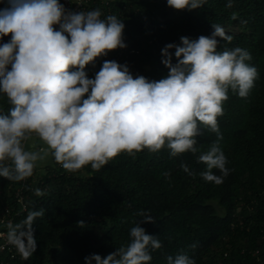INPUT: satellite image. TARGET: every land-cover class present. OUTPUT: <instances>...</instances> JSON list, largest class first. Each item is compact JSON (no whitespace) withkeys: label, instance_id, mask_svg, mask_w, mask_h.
<instances>
[{"label":"trees","instance_id":"1","mask_svg":"<svg viewBox=\"0 0 264 264\" xmlns=\"http://www.w3.org/2000/svg\"><path fill=\"white\" fill-rule=\"evenodd\" d=\"M109 10L60 46L0 30V264H261L264 0Z\"/></svg>","mask_w":264,"mask_h":264},{"label":"built area","instance_id":"2","mask_svg":"<svg viewBox=\"0 0 264 264\" xmlns=\"http://www.w3.org/2000/svg\"><path fill=\"white\" fill-rule=\"evenodd\" d=\"M98 0H0V30L6 28L8 25L9 31L16 25V20L21 21L22 15L29 16L33 19L35 26L25 28L24 32L27 36L40 40L44 45L60 46L67 41H71V37L68 36L70 31L80 30L81 25L84 23V19L87 17L93 19L94 17H100L102 14H110V10L107 11L111 0H101L102 6L100 9L95 7ZM10 8H14L18 14V18L14 19V11H10ZM13 17V18H12ZM115 27V23L111 24ZM2 161L3 158L0 157ZM9 163L10 161L7 160ZM8 170L14 171L16 168L7 166ZM9 174V173H8ZM7 175V173L5 174ZM24 179L28 177L26 170H22ZM17 198L22 203L23 208L24 196L22 191L17 192ZM8 218H2L1 222H5L9 227L12 225V217H10V211L6 209L5 212ZM0 237L4 239L0 243V253L6 248H11L13 243L12 237L7 231H0ZM255 255L258 256V261L264 264V258L260 255V249H256Z\"/></svg>","mask_w":264,"mask_h":264},{"label":"crops","instance_id":"3","mask_svg":"<svg viewBox=\"0 0 264 264\" xmlns=\"http://www.w3.org/2000/svg\"><path fill=\"white\" fill-rule=\"evenodd\" d=\"M36 147H32L31 149H28L26 155L30 159L35 160L39 164H43V165L48 164L49 161L52 160V159H50V155H48L47 153H43V152L38 151L36 149Z\"/></svg>","mask_w":264,"mask_h":264},{"label":"rangeland","instance_id":"4","mask_svg":"<svg viewBox=\"0 0 264 264\" xmlns=\"http://www.w3.org/2000/svg\"><path fill=\"white\" fill-rule=\"evenodd\" d=\"M32 140V139H31ZM31 140H29V142H28V144L30 145V146H32V147H38V143H37V140H34V141H31ZM28 145V146H29ZM36 147V149L38 150V148ZM42 152H44V150H42ZM41 165V164H40Z\"/></svg>","mask_w":264,"mask_h":264}]
</instances>
